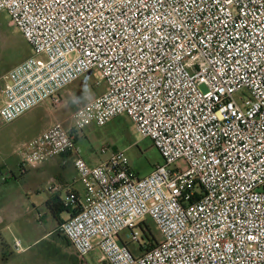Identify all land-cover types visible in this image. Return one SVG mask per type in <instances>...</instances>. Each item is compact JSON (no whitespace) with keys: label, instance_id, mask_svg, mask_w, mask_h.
I'll return each mask as SVG.
<instances>
[{"label":"built area","instance_id":"obj_1","mask_svg":"<svg viewBox=\"0 0 264 264\" xmlns=\"http://www.w3.org/2000/svg\"><path fill=\"white\" fill-rule=\"evenodd\" d=\"M0 12L32 49L6 76L0 123L62 105L96 71L105 91L75 111L74 129L127 116L161 156L141 177L107 144L93 167L62 123L19 150L22 172L77 155L85 197L66 199L78 212L59 234L81 257L264 264V0H0ZM147 219L162 237L142 251Z\"/></svg>","mask_w":264,"mask_h":264},{"label":"rangeland","instance_id":"obj_2","mask_svg":"<svg viewBox=\"0 0 264 264\" xmlns=\"http://www.w3.org/2000/svg\"><path fill=\"white\" fill-rule=\"evenodd\" d=\"M32 55V49L24 39L20 31L12 24L10 17L5 12H0V88L5 86L6 76L9 71ZM105 91V83L99 78L96 71H91L74 83L70 84L64 92H61L62 105L55 106L51 100L40 105V108L32 111L27 117L18 118L14 123H0V203L5 202L8 196L26 193L28 181H22L24 175L17 167V150L21 144L32 136L36 130L27 131L29 121L39 122L38 126L44 128L57 118L68 119L67 125H74L72 115L79 108L94 100ZM247 95L248 93L245 92ZM238 94L236 98L238 99ZM39 107V106H38ZM59 108V109H58ZM59 110V111H58ZM87 132L96 138L95 148L99 152L101 147L110 144L117 149L126 152L131 168L138 176L145 177L153 171L155 166L162 162L161 156L153 143L148 138H143L136 130L135 125L127 116L114 119L104 127L92 125ZM22 148V147H21ZM12 171L16 173L14 178ZM37 220V219H36ZM147 232L151 234L157 245L161 241V233L151 219H147ZM18 227H16L17 229ZM0 228V260L6 251H9L11 260L8 264H51L49 254V242L45 241L30 250L28 253H18L15 248V240L8 229ZM141 244H147V239L142 230H138ZM60 235V234H59ZM61 236V235H60ZM63 237V236H61ZM57 240L61 238L55 237ZM4 245L9 250L3 248ZM22 243L24 240L22 239ZM12 253V254H11ZM60 259L58 253L54 256ZM100 257V250L95 249L86 258L91 264ZM0 264H4L0 261Z\"/></svg>","mask_w":264,"mask_h":264},{"label":"crops","instance_id":"obj_3","mask_svg":"<svg viewBox=\"0 0 264 264\" xmlns=\"http://www.w3.org/2000/svg\"><path fill=\"white\" fill-rule=\"evenodd\" d=\"M5 86L0 88V107L4 100L3 89ZM38 108L40 106L20 118L27 117L32 111ZM67 121L68 119L62 120L57 118L48 126L40 129H37L39 128L37 127L39 122L29 121L26 130L36 131L19 146L16 152L17 167L20 169L21 158L19 150L21 147L36 139L55 123H62L75 137L79 152L90 166L95 167L104 162L105 157L94 146L97 143L96 137L87 132V128L83 131L75 130L74 125H67ZM76 157L77 155L75 153H67L48 160L35 170L21 172L24 175L22 181H28L26 193L18 196H8L5 202L0 203V228H4L2 230L6 231L8 229V233L11 231L14 240L20 241L22 251H17L18 253H28L30 250L50 239L49 248L52 252L49 254V262L51 264H91L86 257H81L64 237L59 235L60 226L69 219L70 212L57 214L49 205L50 203H58L60 201L66 206L65 201L70 195H75L80 203L83 202L85 188L78 181V174L75 168ZM12 174L14 178H17L14 171H12ZM53 183L62 186V189L55 194L48 191L49 185ZM68 207L73 210L72 206ZM16 227L18 228L16 229ZM55 237L61 239L57 240ZM22 239L24 243H22ZM4 244V241H2L1 246L9 250V247ZM56 253L59 254L60 259L54 257ZM10 256L12 255H10L9 251H6L0 261L8 264L11 260ZM93 264H103L101 262V252L99 259Z\"/></svg>","mask_w":264,"mask_h":264},{"label":"trees","instance_id":"obj_4","mask_svg":"<svg viewBox=\"0 0 264 264\" xmlns=\"http://www.w3.org/2000/svg\"><path fill=\"white\" fill-rule=\"evenodd\" d=\"M65 203H66V201H65ZM49 205H50L51 209L57 214H61V213H64V212H70V217H72L73 215H75V213L78 212V209L73 208V210H71L68 207L67 203H66V206H65L64 203L60 202V201L58 203H50ZM146 226H147V224H146ZM145 238L147 239L148 242H147L145 248L141 247V250L142 251H146V250L154 248L155 245L151 244V242L154 241V238L151 236V234H148L147 231L145 232ZM134 253H136V252L134 251Z\"/></svg>","mask_w":264,"mask_h":264}]
</instances>
